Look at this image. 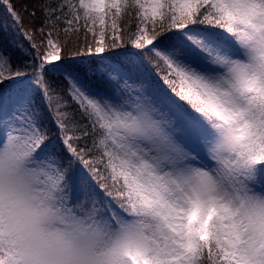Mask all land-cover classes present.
Listing matches in <instances>:
<instances>
[{
  "label": "snow or ice",
  "instance_id": "snow-or-ice-1",
  "mask_svg": "<svg viewBox=\"0 0 264 264\" xmlns=\"http://www.w3.org/2000/svg\"><path fill=\"white\" fill-rule=\"evenodd\" d=\"M0 8V264H264V0Z\"/></svg>",
  "mask_w": 264,
  "mask_h": 264
},
{
  "label": "trees",
  "instance_id": "trees-1",
  "mask_svg": "<svg viewBox=\"0 0 264 264\" xmlns=\"http://www.w3.org/2000/svg\"><path fill=\"white\" fill-rule=\"evenodd\" d=\"M32 2L33 0H12V3L15 4L18 11L22 10L26 5ZM22 15H24L25 23H27L29 19L27 14L22 12ZM0 25H3V30L0 31V45L7 46L9 51L13 54L14 59L22 57V52L18 48V45H23V47L26 48L27 44L23 40V37L20 35L18 26L12 22L11 18L8 17L7 13L2 8H0ZM121 26H123V24ZM37 101L39 102L41 109L45 114V122L50 127H52L53 130H55V125L52 120V114L47 107V103L39 96H37Z\"/></svg>",
  "mask_w": 264,
  "mask_h": 264
}]
</instances>
